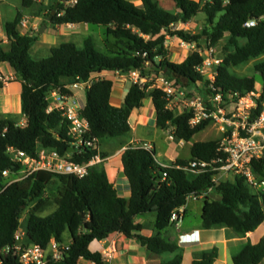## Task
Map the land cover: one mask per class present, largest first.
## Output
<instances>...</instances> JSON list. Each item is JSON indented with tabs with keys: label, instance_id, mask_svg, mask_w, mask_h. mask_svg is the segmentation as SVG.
<instances>
[{
	"label": "trees",
	"instance_id": "1",
	"mask_svg": "<svg viewBox=\"0 0 264 264\" xmlns=\"http://www.w3.org/2000/svg\"><path fill=\"white\" fill-rule=\"evenodd\" d=\"M23 1L27 6L33 3ZM61 1L52 9L55 15L51 23L101 27L105 37L103 48L98 49L89 37L81 48L64 43L52 49L49 58L34 60L30 50L39 37L22 33V14L18 13L15 20L5 24L12 44L6 51L0 43V65L9 64L21 77L22 115L27 123L20 127L17 120L0 119V264H21L18 257L5 254V249L14 244L24 214H27L26 243L47 250L55 240L61 247H67L62 250L61 260L50 257L47 264H79L81 260L106 264L104 255L91 251L90 247L117 234L136 240L154 254L173 255L161 264H183L184 250L165 238L163 232L174 225L173 212L187 206L188 197L211 191L222 196L220 201H204L201 219L204 230L226 227L238 235L254 233L264 223V189H252L239 176L233 181L216 182L217 172L212 169L190 167L195 160L210 163L219 157L226 158L219 151L221 141L195 143L190 160H179L169 167L158 163L154 148L129 145L122 156L124 173L132 190L128 199L118 195L101 164L89 168L88 175L81 179L38 172L22 183L5 187L7 180L2 172L16 168L6 155L9 146L34 156L36 144L40 143L44 148L70 156L76 163H88L99 154V150L91 148L68 153L73 142L68 123L60 110L48 113V96L56 90L72 97L68 87L89 83L92 79L87 87L86 107L80 113L89 122V138L99 144L106 139L129 136L131 115L143 107L151 86L149 82L144 86L133 83L124 105L115 108L110 102L114 79L93 80L103 72L128 75L138 71L146 79L162 74L177 84L185 83L186 88L202 83L212 95L211 100L222 94L226 101L230 95L245 96L254 91L258 82H264V0H174L175 13L165 10L159 0H141L142 7L132 0H77L72 6L67 4L71 0ZM200 14L207 20V26L200 33L176 29L180 23H190ZM250 22L256 24L248 26ZM168 39L196 44L200 49L203 43L207 49H213L227 40L214 82L199 71L204 62L199 51L179 63L172 62L166 46ZM252 60H257L259 81L256 75L236 71ZM1 77L0 92L5 86ZM151 97L159 131L174 127L175 136L188 143L213 124L205 120L191 126L193 113L177 115L168 109L166 95L159 89L153 90ZM263 101L264 97L254 111L255 117L261 113ZM206 103L212 111V101ZM100 155L105 158V154ZM251 168L264 181V157L252 160ZM51 198L57 208L44 217L42 214ZM146 214L156 216V234L151 237L142 235L144 227L136 222ZM218 257L219 250L214 247L196 253L193 264H215ZM263 261L264 238L257 245L245 244L233 255L234 264H262Z\"/></svg>",
	"mask_w": 264,
	"mask_h": 264
},
{
	"label": "crops",
	"instance_id": "2",
	"mask_svg": "<svg viewBox=\"0 0 264 264\" xmlns=\"http://www.w3.org/2000/svg\"><path fill=\"white\" fill-rule=\"evenodd\" d=\"M132 1L135 5L142 7L141 0ZM167 1L168 0H159V4L169 12H177L174 0H171L166 6L162 5ZM60 2L62 1L51 0L49 3H47L46 0L42 2L33 1L30 6H27L23 0H5L3 3H0V43H2L3 48L6 51L11 49L12 42L8 39L6 34L5 24L15 20L18 13H21L23 17L22 33L39 37L38 42L32 46L30 54L33 52L37 54L42 50L48 54V57H44V55L42 58L38 59L32 57L34 60L49 58L51 56V50L64 43H73L79 48L83 47L85 40L89 38V36L86 37L87 34L85 33L89 30V25L67 24L55 26L51 23L53 19H50L51 17L53 18L55 14L52 9ZM33 7H35V9L32 12H29ZM190 23H180L179 25L189 26ZM187 45L190 46L189 44ZM199 53L203 56L202 52ZM0 75L8 80L7 82H4V89L0 92V119L10 118L17 120V122L20 120L21 122H18V125L21 124L23 127L26 125L27 120L22 115L21 92H23V84L21 77L9 64L0 65ZM109 77L114 79L115 84L110 102L113 107L121 108L124 105L125 97H127L131 89L133 79L130 75H114L108 72H103L99 76L93 77V80ZM89 86V83H83L79 87L70 88V91L72 92V101L77 104L80 110H83L86 107L87 87ZM256 86L258 92L261 90L262 83L256 84ZM188 89L192 94H197L194 91L195 87L193 88L190 86ZM153 90L154 89L150 86L148 89V97L144 100L143 107L139 110L136 109L133 111L129 120L131 126L129 136L120 140L106 139L98 144L99 154H105V158L100 155L103 159L101 165L105 169L110 183L115 186L118 195L125 199L130 198L132 192L131 185L124 173V165L122 161L123 153L129 145H137L141 142L150 143L156 152L158 163L170 166L179 160H190L191 148L195 143H198H193L195 137L188 143L177 138L174 134V127H170L166 131H159L156 126L157 116L151 97ZM203 99L206 102L207 100L211 101V99L206 97H203ZM173 112L177 115L183 114V108L181 106L174 107ZM188 145H190L189 155L183 157V150L188 147ZM233 177L234 176L231 174L223 175L222 177L219 176V182L227 180L233 181ZM221 196L222 195L211 191L197 200L188 202L187 206L184 208L183 218L181 219L180 225L178 227L173 225L163 232L165 238L177 243L178 246L184 250L183 264H193L196 253L211 250L214 247L219 250V257L215 264H234L233 255L238 253L245 244L250 242L253 245H257L264 238V223L254 233H248L247 235H238L234 231L226 229V227L204 230L202 220L196 224L185 225V220L188 217L190 210L196 211L197 213H195L198 215L197 217L202 219L204 201L206 199L220 201ZM155 217L156 216L153 214H146L140 216L136 220L138 224H141L144 227L141 233L142 235L151 237L156 234L154 229ZM105 248H108L109 251H113L112 260L106 262V264L163 263V255L154 254L146 247L141 246L136 240H131L123 234H117L108 240L106 239L101 242H95L90 247L91 251H98L103 255ZM79 264L94 263L81 260L79 261ZM262 264H264V261Z\"/></svg>",
	"mask_w": 264,
	"mask_h": 264
},
{
	"label": "built area",
	"instance_id": "3",
	"mask_svg": "<svg viewBox=\"0 0 264 264\" xmlns=\"http://www.w3.org/2000/svg\"><path fill=\"white\" fill-rule=\"evenodd\" d=\"M4 1L0 0V3ZM33 1L42 2L44 0ZM76 2L77 0H71L67 4L72 6ZM255 24V22H250L247 25L254 26ZM208 51V57L204 59L199 71L213 83L216 72L211 73V69H216L222 60L214 58V49L210 48ZM128 75L133 79V83H138L141 86H144L147 82H153L151 87L154 90H161L166 95L165 99L168 101V109L171 111H173L174 107L181 106L183 113H193L191 126H197L205 120L219 125L223 133L219 151L225 154L226 158L219 157L210 163L195 160L190 164L191 168L198 170L212 169L217 172L214 177L216 182H219L218 172H223L224 175L231 174L234 177L245 178L247 183L252 186V189L256 191L264 189V181L259 180V177L254 174L251 168L252 160L264 157V101L261 103V113L257 117L254 115L260 100L264 97V82L259 92L252 91L245 96L230 95L229 101H226L222 94L214 96L211 100L214 109L211 111L208 109L203 97L192 94L188 88L167 79L162 74L148 79L141 78L138 71ZM1 78L3 82L8 81L3 77ZM89 83H92V79ZM81 84L83 83H76L68 88H76ZM47 100L49 102L48 113L60 110L65 117L68 123L69 136L73 140L71 147L74 151H80L83 148L98 150V141L89 138L91 132L89 122L81 116V110L72 101V97L64 95L60 90H56L50 93ZM19 126L22 127L21 124ZM139 147L147 150L153 149L148 142L139 143ZM6 155L14 162L16 168L2 172V176L7 180L5 187L14 183H22L38 172L54 175H74L81 179L88 175L89 168L103 162L100 154H98L88 163H76L71 161L70 156H63L56 150L44 148L40 143L36 144L34 156L13 146L7 147ZM162 166L169 167L166 165ZM165 177L166 174H164ZM205 195H192L188 197L187 203ZM185 207L173 212L171 222L176 227L181 223ZM24 216L27 217V214H24ZM23 217L20 220V229L14 236V244L5 249V254H12L18 257L21 264H47L50 257L53 260H61L62 250L67 249V247H61L60 243L55 240L51 242L47 250L36 244L26 243L27 231L22 228ZM104 257L106 262H109L113 258V251L105 248Z\"/></svg>",
	"mask_w": 264,
	"mask_h": 264
},
{
	"label": "rangeland",
	"instance_id": "4",
	"mask_svg": "<svg viewBox=\"0 0 264 264\" xmlns=\"http://www.w3.org/2000/svg\"><path fill=\"white\" fill-rule=\"evenodd\" d=\"M51 0H46L47 3H49ZM171 0H168L166 3L162 4L164 6H166L167 3H169ZM35 9V7H33L32 9H30L29 12H32ZM207 26V20H206V16L204 14H200L197 18H195L190 25H186V26H181L179 25L176 29H185L188 30V32H191L192 34H196V33H200L203 29H205V27ZM89 30L86 31L85 33L87 34L86 37H92L94 39V41L97 43L98 45V49H102L103 48V41L105 39L103 33H104V29L101 27H93V25H89ZM100 30V31H99ZM227 43V40H224L219 46H217L216 48H213L215 50V53H213L214 58L216 59H221L224 56V47ZM166 46L170 49V60L174 63H179L181 62L185 57L187 58L188 56H190L192 54V52L195 51H199L202 52L204 58L208 57L209 51L207 49V46L205 43H203V48H198L196 44L190 45L188 46L186 44V42L180 41L179 39H168ZM194 48V49H193ZM45 55V56H44ZM48 54H46V52L44 50H42L40 53H35L33 52L31 54V56L35 59L38 58H42L44 57H48ZM256 63L257 60H252L250 61L247 65L242 66L238 69H236V71L242 75H256L257 76V81H259L260 76L256 71ZM216 69H211V73H215ZM206 77V76H205ZM206 79L209 80L208 77H206ZM210 81V80H209ZM150 85H153V82H149ZM259 84V82L257 83ZM183 86H185V83H182ZM257 87V86H256ZM255 87L254 91L257 92V88ZM194 91L203 96L206 97L208 99L212 98V95L209 94V92L207 91V89L205 88V86L202 83H198L195 86ZM259 92V91H258ZM18 122H21L20 120ZM222 131L219 128V125H217L216 123L210 124L208 126V128H206L205 130H203L202 132H200L198 135L195 136L193 143L194 142H210V141H221L222 139ZM189 147L190 145H188V147L184 148L183 150V157H187L189 155ZM219 176H223L224 173L223 172H218ZM231 177V176H230ZM234 178V177H233ZM51 203L49 204V206L47 207L46 211L43 212V216H47L49 214H51L52 212H54L56 210V203L54 201V198H51ZM196 211H189V215L185 220V225H190V224H196L198 222H201V218L197 217L198 215L195 213ZM24 222L22 223V228L24 230L27 229V217L24 216ZM164 258L162 259L163 262L165 261H169L172 259L173 255L166 253L163 254Z\"/></svg>",
	"mask_w": 264,
	"mask_h": 264
},
{
	"label": "water",
	"instance_id": "5",
	"mask_svg": "<svg viewBox=\"0 0 264 264\" xmlns=\"http://www.w3.org/2000/svg\"><path fill=\"white\" fill-rule=\"evenodd\" d=\"M55 15V14H54ZM53 18L51 17V19L50 20H52ZM41 32H42V30H41ZM74 152V149L71 147L70 149H69V151H68V153L69 154H72Z\"/></svg>",
	"mask_w": 264,
	"mask_h": 264
}]
</instances>
